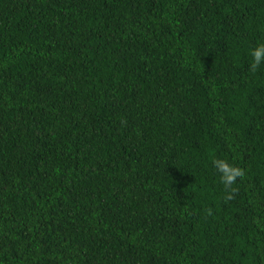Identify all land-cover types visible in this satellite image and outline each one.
Returning <instances> with one entry per match:
<instances>
[{
  "label": "trees",
  "instance_id": "16d2710c",
  "mask_svg": "<svg viewBox=\"0 0 264 264\" xmlns=\"http://www.w3.org/2000/svg\"><path fill=\"white\" fill-rule=\"evenodd\" d=\"M260 43L264 0H0V264H264Z\"/></svg>",
  "mask_w": 264,
  "mask_h": 264
},
{
  "label": "clouds",
  "instance_id": "9594fccd",
  "mask_svg": "<svg viewBox=\"0 0 264 264\" xmlns=\"http://www.w3.org/2000/svg\"><path fill=\"white\" fill-rule=\"evenodd\" d=\"M251 62L249 64V71L255 73L264 63V43L258 44L250 52ZM213 167L219 173V182L223 186L225 202L230 201L235 198V193L238 192V188L233 185L236 184L238 179H243L245 177V170L229 164L226 160L223 159H214L212 161ZM206 215H212V209L208 208L205 210Z\"/></svg>",
  "mask_w": 264,
  "mask_h": 264
}]
</instances>
